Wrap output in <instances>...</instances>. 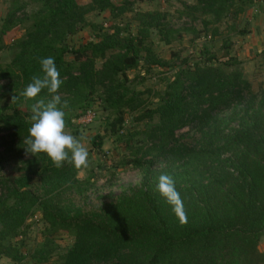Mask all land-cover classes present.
<instances>
[{
    "label": "trees",
    "instance_id": "1",
    "mask_svg": "<svg viewBox=\"0 0 264 264\" xmlns=\"http://www.w3.org/2000/svg\"><path fill=\"white\" fill-rule=\"evenodd\" d=\"M144 1L152 0H90L86 5L77 0H10L0 29V53L13 51L10 64H0V97L11 100L2 106L0 99V173L14 156L22 167L17 178L0 174V256L19 264L26 260L13 240L39 210L47 234L29 256L34 264H264V90L255 93L231 59L209 57L205 64L177 69L158 102L145 106L142 94L126 86L127 72L141 65L167 67L145 46L146 38L154 30L170 44L180 33L163 13L153 11L139 16L137 36H123L127 28L117 21ZM194 1V14L212 17L207 25L241 12L234 0ZM32 5L35 10L28 15ZM106 11L114 23L106 31L87 20L93 12ZM20 26L25 33L5 45L3 37ZM87 27L98 41L69 46V39ZM47 57L54 58L63 81L56 95L66 129L92 110L98 97L114 116L108 129L134 156L126 164L143 172L139 185L95 206L85 202L94 186L91 177H78L85 167L65 162L57 168L45 153L26 154L32 106L52 96L47 89L35 99L22 93L34 75H43L40 61ZM98 60L104 61L101 68ZM227 111L231 117L224 115ZM127 112L148 124L120 134ZM230 118L239 119L238 127ZM184 129L190 132L179 135ZM91 144L102 150L104 136L96 135ZM161 174L175 181L186 212L184 224L157 189ZM58 232L71 235L74 243L53 262L58 249L53 235Z\"/></svg>",
    "mask_w": 264,
    "mask_h": 264
},
{
    "label": "rangeland",
    "instance_id": "2",
    "mask_svg": "<svg viewBox=\"0 0 264 264\" xmlns=\"http://www.w3.org/2000/svg\"><path fill=\"white\" fill-rule=\"evenodd\" d=\"M112 1L115 4L124 2V0ZM77 2L80 5H86L90 3V0H77ZM194 3V0H152L135 3L132 11L117 21L122 29L127 28V31H123V36L129 34L137 36L142 27L139 16L143 13L159 11L166 16L171 29L180 33L173 35L170 44L163 42L159 33L154 30H151L146 38L145 46L158 58L167 62V67L147 69L141 65L127 72L126 86L140 92L141 99L147 107L158 102L157 95L166 90L174 79L177 69L184 67L186 63L205 64L209 57H215V60L221 61L231 59L233 65L242 70L255 93H261L264 90V0H234L233 6L241 10L237 16H226L220 23L208 25L206 22H209L212 17L203 16L200 13L194 14L191 11ZM9 5L10 0H0V29L5 21ZM34 10L35 5L29 6L26 13L30 15ZM87 20L96 26H102L105 31L114 24L108 11L93 12L87 16ZM216 29L218 35H214ZM24 33L23 26L16 27L3 37V43L11 45ZM138 37H141V34ZM91 41L96 42L98 39L94 31L87 27L69 39V46L79 48ZM12 58L13 51L4 50L0 53V64L6 66L10 64ZM72 59L71 55L67 56V60ZM103 62L98 60L97 68H101ZM0 99L2 106L11 104L8 96L3 95ZM21 109L25 110L24 107ZM91 109L96 117L90 125L82 126L77 118L74 120L73 128L65 130L80 139L88 151V166L81 170L78 177L80 180L91 177L94 186L85 196V202L98 206L119 196L130 186L139 185L143 172L133 165L126 164V161L134 156L128 151L124 141H119L117 136L108 129V122L113 120L114 116L110 111L104 110L98 97L94 98ZM136 114L130 112L125 114V124L120 134L145 128L148 123L136 122L134 118ZM231 114V111H227L224 115L231 117ZM157 121L158 119L155 118L154 122ZM229 122L234 127H238L240 121L230 118ZM188 132H190L188 129H184L179 135ZM3 134L0 133V136ZM96 135L104 136L102 150L93 148L91 144V140ZM139 139L140 137L137 138ZM26 158L24 157L23 160ZM21 167L20 159L14 156L8 160L0 174L7 178H17L20 176ZM77 201H79L78 198ZM41 218L40 211L36 210L20 236L13 240L26 256V260L20 264H34L29 256L37 246L43 243L47 234L46 224ZM53 239L58 246L52 258V261L56 262L73 245L74 238L66 232H58L53 235ZM0 264L19 263L0 256Z\"/></svg>",
    "mask_w": 264,
    "mask_h": 264
},
{
    "label": "clouds",
    "instance_id": "3",
    "mask_svg": "<svg viewBox=\"0 0 264 264\" xmlns=\"http://www.w3.org/2000/svg\"><path fill=\"white\" fill-rule=\"evenodd\" d=\"M40 63L43 75H34L22 95L25 98L35 99L42 90L47 89L52 98L47 103L43 99L38 100L32 106V124L28 130L29 135L24 141L27 145L25 152L33 156L45 153L57 168L62 167L65 162L71 163L77 169L87 167L88 151L80 139L66 132L65 112L57 107L60 96L56 93L63 81L55 60L53 57H47L41 59ZM157 189L172 206L181 224L186 223L183 201L176 190L173 178L161 174L158 177Z\"/></svg>",
    "mask_w": 264,
    "mask_h": 264
},
{
    "label": "built area",
    "instance_id": "4",
    "mask_svg": "<svg viewBox=\"0 0 264 264\" xmlns=\"http://www.w3.org/2000/svg\"><path fill=\"white\" fill-rule=\"evenodd\" d=\"M95 117V112L93 110H89L79 118L78 123L82 126H88L94 121Z\"/></svg>",
    "mask_w": 264,
    "mask_h": 264
},
{
    "label": "crops",
    "instance_id": "5",
    "mask_svg": "<svg viewBox=\"0 0 264 264\" xmlns=\"http://www.w3.org/2000/svg\"><path fill=\"white\" fill-rule=\"evenodd\" d=\"M261 250L264 252V236L262 238V241H261Z\"/></svg>",
    "mask_w": 264,
    "mask_h": 264
}]
</instances>
